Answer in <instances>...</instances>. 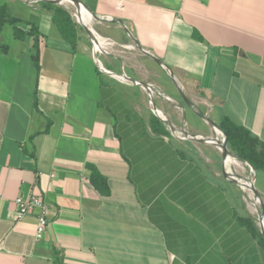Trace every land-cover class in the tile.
Instances as JSON below:
<instances>
[{"label": "crops", "instance_id": "crops-1", "mask_svg": "<svg viewBox=\"0 0 264 264\" xmlns=\"http://www.w3.org/2000/svg\"><path fill=\"white\" fill-rule=\"evenodd\" d=\"M81 1L115 42L101 63L77 19L73 47L53 10L0 0L19 18L0 29V264H264L222 156L179 140L145 89L120 77L156 86L174 126L207 132L202 111L264 142V0ZM34 194L49 207L40 239L39 210L19 218L16 205Z\"/></svg>", "mask_w": 264, "mask_h": 264}, {"label": "trees", "instance_id": "trees-1", "mask_svg": "<svg viewBox=\"0 0 264 264\" xmlns=\"http://www.w3.org/2000/svg\"><path fill=\"white\" fill-rule=\"evenodd\" d=\"M40 3L44 7L53 10V20L60 34L74 47L80 39L79 33L82 28L75 21L71 11L63 5L49 1H41ZM18 21L19 18L14 17L9 13L7 5H0V29L5 23L14 25ZM32 32L37 35V28L34 27ZM16 34L18 36L21 35L18 29H16ZM34 60L37 69H39V57L36 55ZM218 125L227 138L228 148L241 159L248 161L256 173L264 172V142L260 137L233 118L227 116L222 118V120L218 122ZM157 126H161V129H157ZM203 126H205V122H203ZM152 127L157 133H164L171 137L168 130L162 129V127L164 128L165 126L159 119L155 118L152 121ZM91 171V182L94 187L102 195L109 194V185L106 178L93 165L91 166ZM240 220L241 223L249 229L259 245L264 249V236L256 222L255 216L252 213H249L248 215L241 217ZM55 264H62V260L59 256Z\"/></svg>", "mask_w": 264, "mask_h": 264}, {"label": "built area", "instance_id": "built-area-1", "mask_svg": "<svg viewBox=\"0 0 264 264\" xmlns=\"http://www.w3.org/2000/svg\"><path fill=\"white\" fill-rule=\"evenodd\" d=\"M23 1L33 5L36 3H40L42 0H23ZM62 4H64V2ZM66 8H67V6H66ZM74 15L76 16V19L80 22L78 11L76 13H74ZM94 31H95L96 35L100 39L103 40V45H102L103 49L96 51V44H95V41L92 39L93 53H94L98 63H101V60L99 59L97 53H108L107 49L109 47H111L115 42L110 38L101 36L96 30H94ZM120 77L128 80V76L126 74H123ZM149 98H150V96H149ZM150 101H151V99H150ZM174 134L176 135L175 132H174ZM222 137H223L222 141H224L225 135L223 133H222ZM182 139H186V137H183ZM219 148L222 151V148L221 147H219ZM245 163H246V165H248V167H250V169L253 173V177H244L238 173H235L232 166H229V167L226 166V161L224 159V165L229 172L228 178L231 180L237 179L240 182V184H238V185L241 187V189L243 191L244 200H245L247 206L250 208L251 213L255 216L256 222H257V224H258V226H259V228H260V230L264 236V213H262L261 199L259 197H256L255 193H254V187L258 188L256 185V179H255V173L256 172H255L254 168L250 165V163H247V162H245ZM248 181H250V182L248 183ZM245 183H247L248 185H246ZM261 195H262V193H261ZM262 199L264 200L263 196H262ZM16 205H17V212H18L19 218H22L23 216L30 214L35 209L39 210L38 214H37V232H36L37 234H36V236H37V239H40L43 236V234L46 232V230L48 229L49 224H50L49 212H48V209H49L48 203L43 199V197L41 195L34 194L32 196H29V197L18 196L16 198Z\"/></svg>", "mask_w": 264, "mask_h": 264}, {"label": "bare ground", "instance_id": "bare-ground-1", "mask_svg": "<svg viewBox=\"0 0 264 264\" xmlns=\"http://www.w3.org/2000/svg\"><path fill=\"white\" fill-rule=\"evenodd\" d=\"M66 2V1H64ZM76 13V12H75ZM78 15H79V20L85 24L89 30H90V33H91V37L92 39L95 41V44H96V51L98 50H102V45H103V40L100 39L94 29L91 27V22H92V16L91 14L89 13L88 10H86L83 6H80L79 9H78ZM95 22V21H94ZM111 49V48H110ZM112 74V73H111ZM116 76V75H115ZM121 79V78H120ZM143 81V80H142ZM140 82V81H136V83H138L139 85L141 84V86L145 89V91L149 94H147L148 96H150V99H151V104L153 105L154 107V110L156 111V113L159 115V117L164 120L168 125L171 126L172 128V132H175L177 134V132H181L185 135L184 133V128H177L176 126L173 125V123L169 120V117H167V115L163 112V110H161L159 108V106H157V102H153L155 101V92L159 91L156 86L152 85V84H149V83H144V82ZM158 86V85H157ZM161 94L166 98V99H170V97L164 93L161 92ZM159 97V96H158ZM153 99V101H152ZM172 100V99H171ZM161 101V100H160ZM162 106V105H161ZM178 106V105H177ZM184 112V111H183ZM185 119V118H184ZM215 131H216V137H212V138H209L208 140L217 145V146H220L221 143L223 142V137H220L222 136L221 132L215 128ZM192 134V133H191ZM178 135V134H177ZM190 136V135H189ZM204 136V135H203ZM200 137V136H199ZM201 143V142H200ZM226 161V166L229 167V166H233V165H240V162H238L236 159H234L233 157L231 156H228L226 157L225 159ZM244 165V163H243ZM246 169V168H245ZM252 173V172H251ZM250 181H248L249 183ZM246 185H248L247 183H245Z\"/></svg>", "mask_w": 264, "mask_h": 264}, {"label": "rangeland", "instance_id": "rangeland-1", "mask_svg": "<svg viewBox=\"0 0 264 264\" xmlns=\"http://www.w3.org/2000/svg\"><path fill=\"white\" fill-rule=\"evenodd\" d=\"M19 1H23V0H19ZM60 5H63V6H67V8L69 9V11H71V13L74 15V13L75 12H77V9H76V6L73 4V3H71L70 1H66V2H64V4H60ZM65 6V7H66ZM74 19L76 20V16L74 15ZM98 33H99V31L98 30H96ZM100 34V33H99ZM101 35V34H100ZM102 36V35H101ZM104 37V36H103ZM111 48V49H110ZM92 51H93V43H92ZM107 51H108V53H97V55H98V57H100V56H102V55H104V54H110L111 52L113 53L114 52V47H109L108 49H107ZM130 82V81H129ZM131 82H133V81H131ZM134 83V82H133ZM136 84H138V83H136ZM146 92V91H145ZM148 94V93H147ZM155 102H156V100H155ZM207 121V120H206ZM177 128H183L184 127V129H185V131H187V132H189L190 134L192 133V134H197V135H199L201 138H206V137H208V138H212V137H216V131H215V127L209 122V121H207V132H203V133H193V132H191L189 129H188V126H187V123L184 125V126H182V125H177L176 126ZM219 130V129H218ZM220 131V130H219ZM221 132V131H220ZM222 133V132H221ZM178 134V135H177ZM177 134H176V137L179 139V140H184V141H188V140H190V141H194V142H196V143H198L199 141H197V140H195V139H189V138H187L183 133H181V132H177ZM191 134V135H192ZM204 135V136H203ZM222 135V134H221ZM183 137H186V139H182ZM220 137H222V136H220ZM204 144H203V146H208L211 150H215L217 153H218V156H222V151L220 150V148L217 146V145H215V144H213V143H211V142H203ZM237 161L238 162H240V165H233L232 166V168H233V170L235 171V173H238V174H240V175H242V176H244V177H253V173H251L252 171H251V169H250V167H248V165H246V163L245 162H243L242 160H240V159H237ZM243 163H244V165H243ZM246 168V169H245ZM256 185H257V187L259 188V189H262V188H264V172H259V173H256ZM262 187V188H261Z\"/></svg>", "mask_w": 264, "mask_h": 264}, {"label": "water", "instance_id": "water-1", "mask_svg": "<svg viewBox=\"0 0 264 264\" xmlns=\"http://www.w3.org/2000/svg\"><path fill=\"white\" fill-rule=\"evenodd\" d=\"M42 1H49V2H52V3H56V4H62L64 1H70L71 3H73L75 6H76V9H77V11H78V9H79V7L80 6H83L86 10L88 9L87 7H86V5L81 1V0H42ZM80 23H81V25L85 28V30H87V32L89 33V35L91 36V33H90V30H89V28L85 25V24H83L81 21H80ZM92 38V37H91ZM157 61L160 63V64H163V62L161 61V60H158L157 59ZM170 71V74L171 75H173V72L171 71V70H169ZM128 79L129 80H131V81H133V82H135L136 83V81H140V80H137V79H135V78H133V77H130V76H128ZM141 82V81H140ZM145 83V82H144ZM141 85V84H140ZM184 98V100H185V102L187 103V105H189V106H192V104H191V102L188 100V99H186L185 97H183ZM152 101H153V99H152ZM153 102H155V101H153ZM197 113L202 117V118H204L205 120H207V121H209L216 129H219L223 134H224V132L221 130V128L219 127V125H218V123L217 122H215L214 120H212L211 118H209L207 115H206V113L205 112H202V111H197ZM184 133H185V135H186V137L187 138H189V139H195V140H197V141H199V142H210L208 139V137H206V138H201V137H199V135H197V134H190L189 132H187V131H185L184 130ZM190 135V136H189ZM225 135V134H224ZM219 147H221L222 148V158L223 159H226V157L227 156H231V157H233L234 159H240V160H242L243 162H247V163H249L248 161H246V160H244V159H241L240 157H238L236 154H234L229 148H228V146H227V138H226V136H225V139H224V141L221 143V145L219 146ZM223 169H224V174L227 176V177H229V172H228V170L226 169V167H225V165H224V167H223ZM255 179H256V173H255ZM235 183H237V184H240V182L237 180V179H235V180H233ZM254 193H255V196L256 197H259L260 199H261V205H262V213H264V200L262 199V195H261V192H260V190L258 189V188H256V187H254Z\"/></svg>", "mask_w": 264, "mask_h": 264}]
</instances>
